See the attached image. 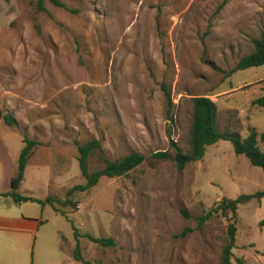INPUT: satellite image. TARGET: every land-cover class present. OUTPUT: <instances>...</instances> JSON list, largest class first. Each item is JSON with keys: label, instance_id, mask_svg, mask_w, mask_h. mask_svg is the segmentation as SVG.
<instances>
[{"label": "rangeland", "instance_id": "1", "mask_svg": "<svg viewBox=\"0 0 264 264\" xmlns=\"http://www.w3.org/2000/svg\"><path fill=\"white\" fill-rule=\"evenodd\" d=\"M0 0V191L15 174L24 135L37 144L17 191L64 203L0 196V264H82L74 231L93 264H218L228 219L197 217L222 197L264 191V171L219 139L178 170L174 142L188 149L191 97L217 107V130L264 132V64L231 71L252 51L264 0ZM169 94V97L166 94ZM100 143L103 158L139 151L126 174L85 191L77 143ZM232 260L264 264V197L239 203ZM110 237L100 245L86 235Z\"/></svg>", "mask_w": 264, "mask_h": 264}, {"label": "trees", "instance_id": "2", "mask_svg": "<svg viewBox=\"0 0 264 264\" xmlns=\"http://www.w3.org/2000/svg\"><path fill=\"white\" fill-rule=\"evenodd\" d=\"M55 6L63 7L70 11H74L67 7L61 0H49ZM38 7L43 9V0H37ZM253 49L249 53L241 56L232 68V72L237 69H245L251 66H259L264 64V25L261 27L259 35L251 39ZM261 89L264 91V77L258 81ZM169 97V94H166ZM192 115L188 128V149L182 150L176 146L174 142V154L168 151H157L152 157L169 158L175 163L178 170H182L186 163L200 160L205 152L206 146L215 143L219 139H227L232 142L233 150L236 154L244 155L250 164L260 167L264 171V132L258 131L255 127L248 125V132L245 136H240L236 132H219L217 130V107L215 102L206 94L195 95L191 97ZM252 105L264 108V93L255 97L251 101ZM0 120L8 126H15L16 119L7 112H0ZM23 147L20 150L17 159V169L14 176L10 179V189L0 192V196L10 197L14 202L34 201L41 205L44 203H64L62 200L51 195H47L44 199L32 196L21 195L17 188L24 177V169L28 158L33 153L34 146L37 142L29 139L25 135L22 138ZM100 143L97 139L91 138L82 143H77V160L81 175L84 177V184L74 185L67 191L70 194L74 190L85 191L94 186L101 176L115 177L126 174L128 171L138 166L145 156L139 151H131L115 159L103 158L102 166L92 169L90 158L99 149ZM264 197V191H257L253 194H240L235 198L222 197V199L212 208L206 210L197 217L198 225H201L206 219L213 214H220L228 219L227 223V242L222 247L221 256L218 264H235L232 260V248L235 243L236 234V210L239 203L246 202L251 198L261 199ZM75 245L72 250L74 260L82 262V264H93L90 260L85 259L81 252V246L78 234L74 231ZM91 241L100 245H112L113 239L110 237H94L90 234L86 235ZM237 264H244L241 258H236Z\"/></svg>", "mask_w": 264, "mask_h": 264}, {"label": "crops", "instance_id": "3", "mask_svg": "<svg viewBox=\"0 0 264 264\" xmlns=\"http://www.w3.org/2000/svg\"><path fill=\"white\" fill-rule=\"evenodd\" d=\"M263 77H264V76H261V77L255 79V80L262 79ZM14 175H15V174H10V175L8 176V180H9V187H8V189H7V190H1L0 192H5V191H8V190L10 189V179H11V177L14 176ZM2 197L5 198V196H2ZM6 198L11 199L10 197H6ZM11 200H12V199H11ZM12 201H13V200H12ZM15 203H16V202H15ZM0 218H1V215H0Z\"/></svg>", "mask_w": 264, "mask_h": 264}]
</instances>
